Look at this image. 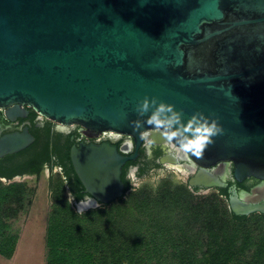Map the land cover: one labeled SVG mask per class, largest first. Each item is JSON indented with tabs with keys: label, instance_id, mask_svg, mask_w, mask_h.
I'll return each instance as SVG.
<instances>
[{
	"label": "water",
	"instance_id": "water-1",
	"mask_svg": "<svg viewBox=\"0 0 264 264\" xmlns=\"http://www.w3.org/2000/svg\"><path fill=\"white\" fill-rule=\"evenodd\" d=\"M145 97L173 105L185 124L197 112L217 119L223 133L202 158L189 153L192 160H230L237 180L264 178V0H0V106L27 104L55 122L131 134L137 143L151 129L165 138L147 123L151 110L137 112ZM161 120L167 128L166 110ZM28 142L6 136L0 156ZM130 158L110 143L72 146L89 195L75 209L123 196L121 167ZM188 183L221 184L203 168ZM229 203L235 215L264 212V203L235 194Z\"/></svg>",
	"mask_w": 264,
	"mask_h": 264
},
{
	"label": "trees",
	"instance_id": "trees-1",
	"mask_svg": "<svg viewBox=\"0 0 264 264\" xmlns=\"http://www.w3.org/2000/svg\"><path fill=\"white\" fill-rule=\"evenodd\" d=\"M32 190L0 181V255L12 257L11 218L26 211ZM80 194L78 195V197ZM44 264H264V213L235 215L217 194L197 198L165 179L108 205L78 212L54 187Z\"/></svg>",
	"mask_w": 264,
	"mask_h": 264
},
{
	"label": "flooded vegetation",
	"instance_id": "flooded-vegetation-1",
	"mask_svg": "<svg viewBox=\"0 0 264 264\" xmlns=\"http://www.w3.org/2000/svg\"><path fill=\"white\" fill-rule=\"evenodd\" d=\"M9 135L26 136L29 142L18 151L0 156V181L5 184L28 182V179L40 178L43 174L49 193H52L54 187L64 188V193L74 208L76 202L89 198L70 159L71 147H79L81 143H110L116 146L121 155L132 156L121 167L124 192L122 198L130 190L139 188V183L145 185L151 177L168 179L179 174L183 178L182 184L194 196L213 192L224 197L230 210L229 197L234 194L241 203H264V178L245 176L237 180L230 160H218L209 166H202L192 160L189 153L179 151V145L172 140L169 141L166 136L162 138L157 129L141 132L137 143L131 134L90 130L77 123L61 124L43 116L27 104H12L0 106V140ZM201 168L211 173L221 184L189 185V179ZM108 204H99L98 207ZM253 213L264 212L254 211L246 215Z\"/></svg>",
	"mask_w": 264,
	"mask_h": 264
},
{
	"label": "rangeland",
	"instance_id": "rangeland-1",
	"mask_svg": "<svg viewBox=\"0 0 264 264\" xmlns=\"http://www.w3.org/2000/svg\"><path fill=\"white\" fill-rule=\"evenodd\" d=\"M161 176L151 177L150 181L139 186L148 189L156 188L165 179ZM24 182L28 189H31V203L26 211L20 212L16 218L8 220L10 231L18 233V240L15 251L11 258L7 259L0 255V264H44L45 263V232L47 216L51 210L52 198L47 189L44 175L40 178H30ZM173 184H182L183 178L174 174L168 178ZM213 195V192L196 195L201 198Z\"/></svg>",
	"mask_w": 264,
	"mask_h": 264
},
{
	"label": "clouds",
	"instance_id": "clouds-1",
	"mask_svg": "<svg viewBox=\"0 0 264 264\" xmlns=\"http://www.w3.org/2000/svg\"><path fill=\"white\" fill-rule=\"evenodd\" d=\"M150 110L151 113L147 116V123L158 129H163L165 133H175V135H171L170 140L169 135L165 134L166 138L169 141L176 140L179 145V151L191 153L196 158H202L208 146L215 143L213 137L223 133V128L217 119L205 116L202 112L193 114L185 124L182 119V112L176 111L173 105L158 104L156 98L150 100L148 97H145L137 105V112L139 115L145 116ZM162 110H166L168 115L169 125L167 128L165 127V122L161 120ZM132 123L140 126L139 121H132ZM181 138L184 139V143H181ZM82 210L84 209L80 208L79 211Z\"/></svg>",
	"mask_w": 264,
	"mask_h": 264
}]
</instances>
